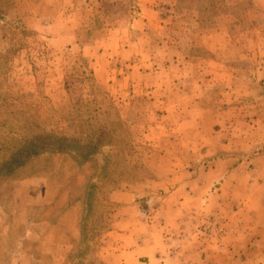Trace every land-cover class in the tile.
Here are the masks:
<instances>
[{
	"label": "rangeland",
	"instance_id": "1",
	"mask_svg": "<svg viewBox=\"0 0 264 264\" xmlns=\"http://www.w3.org/2000/svg\"><path fill=\"white\" fill-rule=\"evenodd\" d=\"M262 155L264 0H0V264L7 250L50 264L36 247L65 210L72 226L84 212L86 242L64 264H105L124 216L112 195L150 221L184 183L192 235L220 242L225 210L198 214L196 186Z\"/></svg>",
	"mask_w": 264,
	"mask_h": 264
},
{
	"label": "crops",
	"instance_id": "2",
	"mask_svg": "<svg viewBox=\"0 0 264 264\" xmlns=\"http://www.w3.org/2000/svg\"><path fill=\"white\" fill-rule=\"evenodd\" d=\"M257 160L264 161V155ZM241 168L213 175L218 188L212 183L205 184L202 188L196 186L202 190L201 195H196L198 214L204 211L206 214L210 213L212 209H219L220 212L225 210L226 216L222 217L225 237L216 243L197 239V235H192V225L196 219L192 216L190 199L193 197L187 192L186 183L171 190L169 201L164 202L165 205L157 211L158 216L150 221L143 218L132 221L129 215L139 208L132 195L113 194L112 199L121 204L119 211L124 216L114 224L115 230L119 231L115 233H120L119 249L111 254V261L105 264H259V260L249 256H264V168H258L255 173L244 174ZM212 172L209 170L206 176ZM241 175L245 178L246 185H239ZM194 182L197 183V180ZM239 187L242 194L236 196L234 193ZM41 205H48L47 199ZM70 212L72 213L71 210H65L54 227L46 222L47 234L44 239L39 240L36 247L40 252V260L50 264H64L72 252L74 238L77 244H81L83 215L81 220L77 216L75 226H72V221L68 222ZM177 244L179 248L174 250ZM242 256L246 257L245 260L240 258ZM3 257V264H13L18 254L7 250ZM27 260L24 264H36L30 254H27Z\"/></svg>",
	"mask_w": 264,
	"mask_h": 264
},
{
	"label": "trees",
	"instance_id": "3",
	"mask_svg": "<svg viewBox=\"0 0 264 264\" xmlns=\"http://www.w3.org/2000/svg\"><path fill=\"white\" fill-rule=\"evenodd\" d=\"M47 141L48 142H52L53 145H50V146L56 148V151L58 153L70 152L69 150H67V149L64 148V145L65 144H67L66 145L67 147H70V142L68 140L66 141V140L60 139V140H58V141L55 142L54 140L48 139ZM33 142L29 144L30 147L28 146L29 147L28 149L23 148L21 151H18V153H20L21 156L22 155L23 156H26L27 154H30L29 155L30 157H35L38 154H40L41 151L45 148L44 147L45 146V143H44L45 142V139H44V141L41 140V141H39L37 143H33ZM27 157L25 158V160L23 162H21L17 166H12L11 164H9L7 167H5L6 171L4 173L5 174L12 173L14 170H16L17 168L21 167L30 158V157L29 158H27ZM82 161L87 162L88 161V158L84 157ZM15 162H17V161H15ZM88 190H89L88 192L90 193V196H91L90 199H91V201H93V198L95 196L94 195V189L91 186ZM86 207H87V205H86ZM83 222H84V214H83V219H82V223H81L82 224L81 225V236H82V241L84 243V242H86V239H85V234L83 232V224H84ZM90 241L91 240H89L88 243Z\"/></svg>",
	"mask_w": 264,
	"mask_h": 264
}]
</instances>
